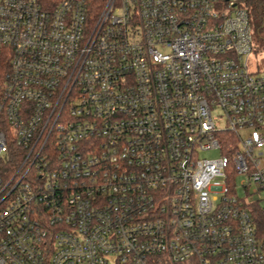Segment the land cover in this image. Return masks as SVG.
Segmentation results:
<instances>
[{
	"label": "built area",
	"instance_id": "2783aa9c",
	"mask_svg": "<svg viewBox=\"0 0 264 264\" xmlns=\"http://www.w3.org/2000/svg\"><path fill=\"white\" fill-rule=\"evenodd\" d=\"M254 48L242 0H0V264H264Z\"/></svg>",
	"mask_w": 264,
	"mask_h": 264
},
{
	"label": "trees",
	"instance_id": "16d2710c",
	"mask_svg": "<svg viewBox=\"0 0 264 264\" xmlns=\"http://www.w3.org/2000/svg\"><path fill=\"white\" fill-rule=\"evenodd\" d=\"M242 6L249 12L255 53L264 51V0H242ZM254 218L259 234L264 237V210L261 207H255Z\"/></svg>",
	"mask_w": 264,
	"mask_h": 264
},
{
	"label": "rangeland",
	"instance_id": "374dc122",
	"mask_svg": "<svg viewBox=\"0 0 264 264\" xmlns=\"http://www.w3.org/2000/svg\"><path fill=\"white\" fill-rule=\"evenodd\" d=\"M249 68L251 71L259 69L264 71V51H257L252 53L249 57ZM217 152H205L202 153L203 157H214L217 156ZM256 199V197H254ZM259 199V198H258ZM261 205L264 208V200H261Z\"/></svg>",
	"mask_w": 264,
	"mask_h": 264
}]
</instances>
